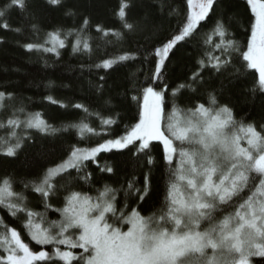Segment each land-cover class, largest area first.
<instances>
[{"label":"snow or ice","instance_id":"1","mask_svg":"<svg viewBox=\"0 0 264 264\" xmlns=\"http://www.w3.org/2000/svg\"><path fill=\"white\" fill-rule=\"evenodd\" d=\"M42 2L64 9L65 16H77L74 8L66 7L67 0ZM243 3L248 20L244 39L238 40L232 29L239 20L228 13L224 0H184L183 12L171 0H160L161 13L167 8L176 25L149 51L147 44L138 42L135 50L122 47L138 32L159 36L160 25L131 18L134 0H117L112 14L119 27L93 26L85 15L76 27L51 30L41 27L44 9L37 6L39 0H0V31L24 37L27 30V42L17 43L29 53L60 56L71 47L72 53L91 57L101 46L94 49V27L105 56L88 65L89 70L112 69L138 58L143 63L151 57L154 64L144 82L137 84L133 75L134 123L124 125L119 134L113 132L119 113L104 115L49 94L44 99L50 104L84 113L75 122L57 126L42 112L28 111L23 101L17 104L15 93L0 90V156L16 158L30 144L36 145L35 135L50 142L47 149L39 145L37 158L46 163L35 176H0V209L18 225L0 216V264H251L253 257L264 258V117L237 118L233 107L220 101L224 80L218 88L205 87L210 80L204 76L209 72L226 77L229 84L251 76L245 90L253 98L264 94V0ZM13 12L21 17L19 26L9 22ZM4 42L0 36V44ZM188 44L200 49L196 67L185 82L170 89L167 67ZM109 47L114 54L107 52ZM104 80L100 76L94 85L97 94H103ZM47 87L54 89L55 82ZM201 89L202 99L178 103L184 92ZM104 105L110 106L111 99ZM92 120L98 121L96 126ZM70 130L77 142L57 144ZM155 147L161 148L165 162L164 194L159 207L144 214L141 205L151 195L150 176L157 164ZM126 152L133 169L143 170L142 184L133 174L119 187L96 188L89 162L102 173L115 174L112 163L101 165L97 158L101 153ZM26 193L38 194L36 208ZM52 200L61 206L53 208ZM50 210L59 219H49Z\"/></svg>","mask_w":264,"mask_h":264},{"label":"trees","instance_id":"2","mask_svg":"<svg viewBox=\"0 0 264 264\" xmlns=\"http://www.w3.org/2000/svg\"><path fill=\"white\" fill-rule=\"evenodd\" d=\"M174 6L180 8L183 12L185 8L184 0H171ZM117 0H67L66 7H72L77 12V16L69 17L64 15L62 8H48L39 0L38 7L44 9L40 17L41 27L45 30H51L56 26L64 28H72L78 26L83 16H88L91 24H103L106 27H119L118 21L112 14V9L116 6ZM135 7L131 10L130 16L137 21L146 19L149 24L160 25L159 36L153 35L150 31L138 32L136 35L129 37L122 47L126 50H135L137 42L147 44L150 51L152 44L156 43L158 38H163L176 25L175 17L167 16L168 9L162 14L160 11V0H134ZM224 7L227 8L229 14H235L239 20V25L234 27L232 31L236 35V39H244L243 29L247 27L248 16L245 12L243 0H224ZM13 26H19L22 22L20 15L13 12L9 21ZM42 35V34H41ZM94 38V49L96 44L101 46L94 51L89 57L87 54L72 53L71 47L61 50L60 56L54 53H29L22 48L20 43L27 42L28 32L21 37L12 32L0 31V36L4 37L5 42L0 44V90L13 92L17 97V104L23 101L28 111H39L45 115L51 123L59 126L62 122H75L84 113L74 108H61L58 105L50 104L44 99L45 96L51 94L56 99L65 103H83L91 110H99L104 115L119 113L120 120L118 125L114 126V134L123 131L124 125L134 123L133 115L135 112V104L131 100L133 87V75L137 78V84L145 81V75L153 67L152 58L149 57L148 62L142 63V58L135 61H128L121 65H116L112 69H88V65L93 62H99L105 56V49L102 40L97 36L94 30L91 31ZM149 39L146 40L145 38ZM115 49L109 47L107 52L115 53ZM200 54V49L192 44L185 45L180 48L171 57V63L167 67L165 79L169 88L176 87L179 83L185 82L191 71L195 69V61ZM81 65L85 67L82 69ZM105 77L103 94H97L94 85L99 81V77ZM206 81L205 87H220V80H224L225 90L220 95L221 103H227L233 107L237 118L247 120H259L264 117V94H257L252 97L245 89L251 85L252 77L247 80H237L229 84L226 77H213L211 73H204ZM49 81H54L56 87L49 89L47 87ZM203 89L196 94L184 92L179 98L178 103L181 105H190L194 100L202 99ZM111 99V105L105 106L104 101ZM96 126L98 121H91ZM35 135V133H34ZM36 145H29L24 148L16 158H4L0 156V176L12 174L18 180L33 177L41 170L46 161L37 158L39 145L42 143L47 149L50 142L41 140L35 135ZM77 142L75 131L70 130L64 134L61 139L56 141L57 144H63L65 147ZM161 148H153L152 154L155 156L157 164L152 168L151 195L146 198L141 205L144 214H148L156 207H159L160 201L163 199L164 185L166 181L165 162L161 159ZM127 152L125 155H116L113 153H101L97 158L99 164L108 161L113 164L115 174L102 173L99 171L97 164L89 162L88 171L92 173V182L96 188H100L103 184H109L112 187H119L126 184L135 174L143 182V170L133 169ZM54 158V157H53ZM141 186L140 184L137 185ZM82 190L90 191L86 186H81ZM16 190H22V185L17 184ZM32 201L31 207L36 208L38 205V194L26 193ZM93 195L95 193H92ZM123 199V194L119 197ZM53 208L60 207L58 200L51 201ZM129 203H132L130 200ZM38 210L42 211L40 206ZM0 216L4 217L6 223L11 226H17L15 221L10 218L5 210L0 209ZM48 218L51 220L59 219V214L50 210ZM51 250L50 246L49 249ZM78 251V250H77ZM252 264H264V258H251Z\"/></svg>","mask_w":264,"mask_h":264},{"label":"rangeland","instance_id":"3","mask_svg":"<svg viewBox=\"0 0 264 264\" xmlns=\"http://www.w3.org/2000/svg\"><path fill=\"white\" fill-rule=\"evenodd\" d=\"M252 264V263H251Z\"/></svg>","mask_w":264,"mask_h":264}]
</instances>
